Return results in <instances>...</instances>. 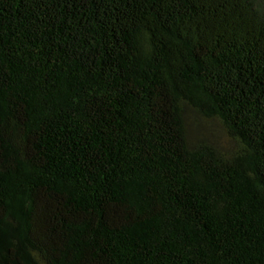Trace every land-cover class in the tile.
<instances>
[{
	"label": "trees",
	"instance_id": "obj_1",
	"mask_svg": "<svg viewBox=\"0 0 264 264\" xmlns=\"http://www.w3.org/2000/svg\"><path fill=\"white\" fill-rule=\"evenodd\" d=\"M0 264H264V0H0Z\"/></svg>",
	"mask_w": 264,
	"mask_h": 264
},
{
	"label": "rangeland",
	"instance_id": "obj_2",
	"mask_svg": "<svg viewBox=\"0 0 264 264\" xmlns=\"http://www.w3.org/2000/svg\"><path fill=\"white\" fill-rule=\"evenodd\" d=\"M190 123L192 126V129H196V125L199 126L201 129H203L205 132H212L214 136V140L218 144V147L226 150L230 148L231 144L229 140L224 135L221 128L216 124L215 122H203L198 117L194 116L193 114L190 117Z\"/></svg>",
	"mask_w": 264,
	"mask_h": 264
}]
</instances>
